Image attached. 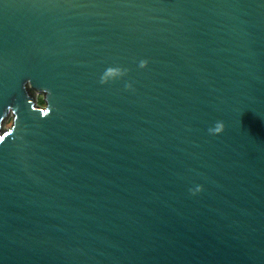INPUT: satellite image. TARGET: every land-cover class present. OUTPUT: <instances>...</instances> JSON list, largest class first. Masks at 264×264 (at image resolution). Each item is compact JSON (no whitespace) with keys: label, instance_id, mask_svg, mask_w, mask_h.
<instances>
[{"label":"water","instance_id":"water-1","mask_svg":"<svg viewBox=\"0 0 264 264\" xmlns=\"http://www.w3.org/2000/svg\"><path fill=\"white\" fill-rule=\"evenodd\" d=\"M9 113L0 264H264V0H0Z\"/></svg>","mask_w":264,"mask_h":264},{"label":"rangeland","instance_id":"rangeland-1","mask_svg":"<svg viewBox=\"0 0 264 264\" xmlns=\"http://www.w3.org/2000/svg\"><path fill=\"white\" fill-rule=\"evenodd\" d=\"M38 96L40 95L38 94ZM10 123H11V116L7 114L0 124V131H4L6 128H8Z\"/></svg>","mask_w":264,"mask_h":264},{"label":"built area","instance_id":"built-area-1","mask_svg":"<svg viewBox=\"0 0 264 264\" xmlns=\"http://www.w3.org/2000/svg\"><path fill=\"white\" fill-rule=\"evenodd\" d=\"M38 94L40 96H38ZM31 95L34 99V102L37 104V105H42L43 103V95L41 93H38V92H35V91H32L31 90ZM9 115L11 116V114L9 113ZM4 119V118H3Z\"/></svg>","mask_w":264,"mask_h":264},{"label":"clouds","instance_id":"clouds-1","mask_svg":"<svg viewBox=\"0 0 264 264\" xmlns=\"http://www.w3.org/2000/svg\"><path fill=\"white\" fill-rule=\"evenodd\" d=\"M223 130H224V125H223V123H221V122H217V123L215 124V128H213V129H209V131L212 132V133H214V134H219V133H221Z\"/></svg>","mask_w":264,"mask_h":264}]
</instances>
